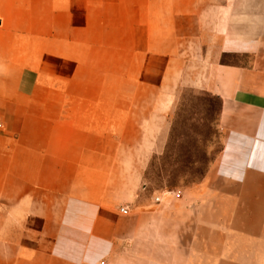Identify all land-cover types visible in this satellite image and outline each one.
I'll list each match as a JSON object with an SVG mask.
<instances>
[{
  "label": "crops",
  "instance_id": "crops-1",
  "mask_svg": "<svg viewBox=\"0 0 264 264\" xmlns=\"http://www.w3.org/2000/svg\"><path fill=\"white\" fill-rule=\"evenodd\" d=\"M182 83L221 151L144 195ZM0 264H264V0H0Z\"/></svg>",
  "mask_w": 264,
  "mask_h": 264
},
{
  "label": "rangeland",
  "instance_id": "rangeland-1",
  "mask_svg": "<svg viewBox=\"0 0 264 264\" xmlns=\"http://www.w3.org/2000/svg\"><path fill=\"white\" fill-rule=\"evenodd\" d=\"M175 85L164 104L169 107L168 124L164 123L168 129L159 131L158 145L144 171V195L199 183L222 148L220 100L191 83Z\"/></svg>",
  "mask_w": 264,
  "mask_h": 264
},
{
  "label": "built area",
  "instance_id": "built-area-1",
  "mask_svg": "<svg viewBox=\"0 0 264 264\" xmlns=\"http://www.w3.org/2000/svg\"><path fill=\"white\" fill-rule=\"evenodd\" d=\"M156 200H158V198H157ZM121 211H123V212H127V209L122 208Z\"/></svg>",
  "mask_w": 264,
  "mask_h": 264
}]
</instances>
